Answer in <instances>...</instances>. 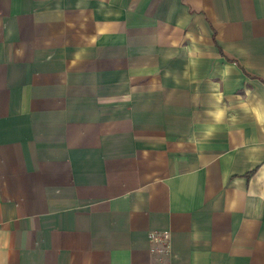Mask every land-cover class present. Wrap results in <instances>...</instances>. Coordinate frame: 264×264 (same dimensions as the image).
<instances>
[{
	"label": "crops",
	"instance_id": "obj_1",
	"mask_svg": "<svg viewBox=\"0 0 264 264\" xmlns=\"http://www.w3.org/2000/svg\"><path fill=\"white\" fill-rule=\"evenodd\" d=\"M0 264H264V0H0Z\"/></svg>",
	"mask_w": 264,
	"mask_h": 264
},
{
	"label": "built area",
	"instance_id": "obj_2",
	"mask_svg": "<svg viewBox=\"0 0 264 264\" xmlns=\"http://www.w3.org/2000/svg\"><path fill=\"white\" fill-rule=\"evenodd\" d=\"M150 242L153 244L154 248L158 251L166 252V245L168 242V232L167 231H159V232H151L149 234Z\"/></svg>",
	"mask_w": 264,
	"mask_h": 264
}]
</instances>
